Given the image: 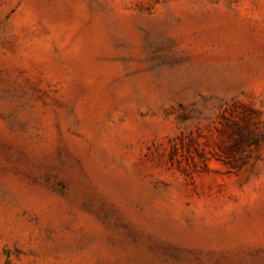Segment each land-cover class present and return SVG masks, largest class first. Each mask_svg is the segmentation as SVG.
<instances>
[{
	"label": "rangeland",
	"instance_id": "374dc122",
	"mask_svg": "<svg viewBox=\"0 0 264 264\" xmlns=\"http://www.w3.org/2000/svg\"><path fill=\"white\" fill-rule=\"evenodd\" d=\"M0 264H264V0H0Z\"/></svg>",
	"mask_w": 264,
	"mask_h": 264
}]
</instances>
